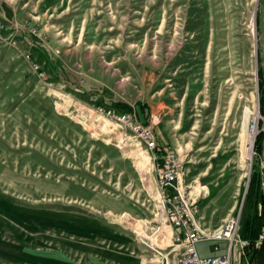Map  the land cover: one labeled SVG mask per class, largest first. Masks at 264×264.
I'll use <instances>...</instances> for the list:
<instances>
[{"label":"rangeland","instance_id":"1","mask_svg":"<svg viewBox=\"0 0 264 264\" xmlns=\"http://www.w3.org/2000/svg\"><path fill=\"white\" fill-rule=\"evenodd\" d=\"M259 69L264 0H0V264L171 246L157 148L181 161L203 226L240 214L243 228Z\"/></svg>","mask_w":264,"mask_h":264},{"label":"built area","instance_id":"2","mask_svg":"<svg viewBox=\"0 0 264 264\" xmlns=\"http://www.w3.org/2000/svg\"><path fill=\"white\" fill-rule=\"evenodd\" d=\"M132 119V120H131ZM123 120L129 123L138 135L151 150L158 147L151 128L134 123L133 116L124 117ZM255 132V134H254ZM253 132L254 135L262 137V153L258 160L259 186L261 190V200L259 210L264 220V118L260 127ZM256 156L257 154L253 152ZM183 165L178 156L170 151L166 156L163 165L157 169L163 212L166 222L172 229V244L168 246L180 259V264H233L234 255L237 251L244 250L250 246V242L242 239L239 233L240 214L227 219L217 228H206L197 218V209L191 202L190 193L183 184L184 176ZM158 233V231H157ZM228 243L227 252L223 255L201 256L198 245L205 242ZM264 243V222L261 233L255 241L256 246L260 247ZM157 247L153 248V250ZM160 256V252L155 250Z\"/></svg>","mask_w":264,"mask_h":264},{"label":"crops","instance_id":"3","mask_svg":"<svg viewBox=\"0 0 264 264\" xmlns=\"http://www.w3.org/2000/svg\"><path fill=\"white\" fill-rule=\"evenodd\" d=\"M259 178V177H258ZM257 193L259 196V203L261 200V190L260 186H258ZM258 203V204H259ZM249 207V206H248ZM260 214L259 205L255 209H251L246 212V214L243 217V222L245 224L240 227L241 231L239 229L240 236L242 239L247 240L250 242V246L245 248L244 250L237 251L234 255L233 264H264V243L262 246L258 247L255 244L256 239L258 238V235L261 233L263 224L262 219L259 221L260 223L255 227V229L250 231L247 229L250 223L252 222V219ZM217 218L216 215H213V220ZM241 222V218H240ZM242 222V224H243ZM205 227V226H204ZM215 227H209L210 229L217 228ZM207 228V227H206ZM165 234L168 235V237H171V233L165 230ZM144 248L140 249V247H135L132 250H127V253H116L118 255H122V258L120 260L111 261V259H108L106 256V260L109 261L111 264H146L145 260H149L151 258L152 262H155L157 264H178V257H176L175 253H173L172 249L169 247H157L158 251L160 252V256L156 253L155 250H153L154 247L150 245L143 246ZM228 243L226 241H222L219 243L214 242H205L200 245H198V250L201 256H216V255H223L227 252ZM141 252L140 254H143L145 252H152L151 255H138L136 252ZM115 258L118 257L117 255H113ZM133 256V257H132ZM149 258V259H148ZM136 259V260H135ZM150 261V262H151ZM180 262V260H179ZM108 263V262H107Z\"/></svg>","mask_w":264,"mask_h":264},{"label":"trees","instance_id":"4","mask_svg":"<svg viewBox=\"0 0 264 264\" xmlns=\"http://www.w3.org/2000/svg\"><path fill=\"white\" fill-rule=\"evenodd\" d=\"M259 91H260V109H261V114L264 115V74L262 69H259ZM122 107H126L129 108L127 105H122ZM134 110H135V114L136 116L141 120L142 118H144L145 116V111L147 110V106L145 104H136L134 106ZM262 148V137L261 135H258L256 142H255V149L257 151H261ZM157 155L159 157V161L160 164L163 163L165 161L166 158V153L164 152V150L157 148ZM255 177L252 180L251 184H253L254 182H256L257 185V189L259 186V176H258V172L255 173ZM256 189V191H257ZM259 198V196H258ZM262 219V224H263V216L260 213L259 215H256L253 219L252 222L250 223V225L248 226V230L250 231V229L253 231L255 229V227L260 223L259 221Z\"/></svg>","mask_w":264,"mask_h":264},{"label":"bare ground","instance_id":"5","mask_svg":"<svg viewBox=\"0 0 264 264\" xmlns=\"http://www.w3.org/2000/svg\"><path fill=\"white\" fill-rule=\"evenodd\" d=\"M252 112L247 108L246 112H245V115H244V118H245V123L248 121V118L250 116ZM256 120V119H255ZM254 120V121H255ZM247 134V133H246ZM253 136V135H252ZM247 148V147H245ZM250 149H251V146H250ZM251 151V150H250ZM250 153V152H249ZM201 192V191H200ZM169 227V228H168ZM166 227V229L170 230V233H171V237H172V229L170 228V226ZM171 243H172V239H171Z\"/></svg>","mask_w":264,"mask_h":264}]
</instances>
